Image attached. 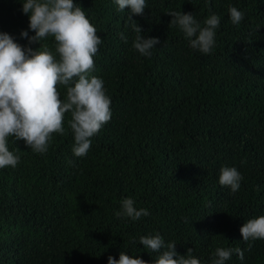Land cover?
I'll return each instance as SVG.
<instances>
[{"label":"trees","instance_id":"16d2710c","mask_svg":"<svg viewBox=\"0 0 264 264\" xmlns=\"http://www.w3.org/2000/svg\"><path fill=\"white\" fill-rule=\"evenodd\" d=\"M73 2L102 40L91 75L104 81L111 119L83 157L72 151L70 113L43 154L8 138L20 162L0 168V264H108L122 251L154 264L159 253L139 240L157 234L180 255L191 248L201 264H212L217 247L244 252L225 264H264V239L240 233L264 216V0H145L142 15L115 0ZM229 6L244 13L238 25ZM22 7L0 0V33L36 50L20 35H35ZM173 11L201 27L220 18L210 53L170 25ZM129 15L143 37L160 40L150 57L133 48ZM41 44L55 51L53 37ZM222 167L242 174L238 191L219 183ZM125 198L149 215L117 218Z\"/></svg>","mask_w":264,"mask_h":264},{"label":"clouds","instance_id":"9594fccd","mask_svg":"<svg viewBox=\"0 0 264 264\" xmlns=\"http://www.w3.org/2000/svg\"><path fill=\"white\" fill-rule=\"evenodd\" d=\"M121 11L130 8L131 13L142 15L145 0H115ZM22 11L29 16V28L35 35L22 31L29 45L39 43L40 47H22L7 33H0V168H15L20 162L18 149L10 151L8 138L23 140L36 153L48 150L52 133H64L65 113L71 114L69 127L74 135L73 154L85 156L91 147V138L111 119V99L106 95L103 79L92 76L93 57L98 52L101 37L90 23L86 12L73 0H23ZM233 24L244 19V13L236 7L228 9ZM173 19L170 25H178L193 49L208 54L215 45L216 29L220 18L212 14L203 22L204 27L191 13L169 12ZM136 33L133 48L142 56L150 57L151 50L160 44L158 38H145L142 29L128 16ZM54 38L55 51L42 45L41 40ZM123 38V36H122ZM58 55V59H57ZM58 85L67 88L66 99L61 98ZM74 85V86H73ZM242 174L235 167H222L219 183L229 186L232 192L240 188ZM132 198L121 201L117 218L128 217L133 221L148 216L149 211L137 209ZM244 241L250 238L264 239V216L250 219L240 228ZM139 244L152 252L159 253L154 264H201L192 255L176 251V243H165L159 235L141 236ZM235 253L244 259L240 248L217 247L212 264H225ZM108 264H148L141 258H132L122 251L119 259L108 257Z\"/></svg>","mask_w":264,"mask_h":264}]
</instances>
